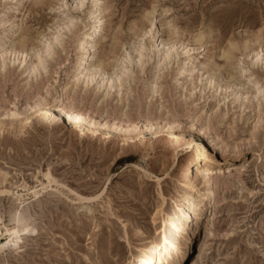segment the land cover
I'll return each instance as SVG.
<instances>
[{"label":"rangeland","instance_id":"374dc122","mask_svg":"<svg viewBox=\"0 0 264 264\" xmlns=\"http://www.w3.org/2000/svg\"><path fill=\"white\" fill-rule=\"evenodd\" d=\"M35 2L0 0V16L5 23L16 25L17 31L23 24L27 33L29 25L36 27L33 23L38 18ZM162 2L165 22L175 20L180 36L187 35L192 41L190 46L199 47L190 29L199 31L202 25L210 28L202 43L203 51L195 54L193 60L201 62L207 56L216 83L223 81L220 87L227 90L215 93L214 89H207L201 93L199 85L191 95L189 84L183 90L178 89L180 77L173 70L163 74V94L151 102L147 99L145 85L138 80L126 96L123 107L116 99L111 103L107 100L101 106L98 103L94 114L93 102L89 100L85 112H90L86 120L90 124L101 118L108 124H122V128L133 123L138 128L150 124L156 131H164L167 121L177 117L173 122L180 125L178 129H187L191 124L204 129L201 137H186L188 144L178 142L177 146L168 148L166 137L158 140L148 133L136 142L103 135L81 136L80 132L67 128L69 121L36 114H31V119L37 121L36 128L42 131L34 128L32 135L22 141L18 139L17 131L23 126L20 118L27 117L36 104L53 105L59 95V77L62 76L66 83L70 79L79 62L78 41L70 57L73 67L67 73L63 68L60 70L50 85L47 99L40 103L22 79V69L9 70L5 78H0V173H3L0 190H3L5 179L10 181L8 190L12 191L15 201L23 204L24 211L39 222L37 235L28 238L27 259L40 264H116L118 258H128L130 250L132 253L139 251L141 255L152 242L163 255L179 236L175 224L183 204L188 203L192 195L181 171V165L190 155L196 160L210 156L217 205L212 235H202L203 248L192 246L183 264H243L245 256L252 255L251 246L257 241L264 242V235H261L264 231V183L257 178L261 144L264 143L259 122L264 120V110L253 102L233 99V93H241V88L239 82L231 80L232 65L238 57L229 47L230 44L236 46L235 51L245 55V62L247 56L255 59L261 52L264 0H231L227 7L218 0ZM145 3L150 4L152 0H105L108 8L106 29L104 39L98 44L99 53L96 50L94 54L95 60H99L98 56L111 60L113 54H120L117 48L123 50L126 42L132 43L125 39L128 27L136 25L142 11L147 10ZM181 42L189 45V40ZM230 50L232 57L227 61L223 54ZM197 76L195 73L192 79L196 85ZM228 86L233 90L229 91ZM93 89L92 94L96 96ZM225 96L227 99L217 106ZM66 98L65 107L70 110L73 104L68 91ZM12 112L16 113L15 118ZM249 125H257V136L254 137ZM212 137L223 145V151L213 143ZM213 146L217 148L215 154H212ZM253 157L255 163H251ZM49 164L52 165V179L57 181L51 185L55 190L41 191L33 198V188H43L49 183L42 175L37 178L36 172L41 169L47 172ZM190 173H186L189 179ZM101 178L108 184L103 190L102 203L90 202L88 210L84 211L85 200L80 197L94 193ZM60 184L62 187L58 186ZM9 260L15 257L0 253V264H9Z\"/></svg>","mask_w":264,"mask_h":264},{"label":"snow or ice","instance_id":"6c2138e0","mask_svg":"<svg viewBox=\"0 0 264 264\" xmlns=\"http://www.w3.org/2000/svg\"><path fill=\"white\" fill-rule=\"evenodd\" d=\"M218 3L227 7L231 0H218ZM105 6L103 0H91L90 3L88 0H36L35 8L38 18L33 21L36 27L33 28L29 25L27 33H25L23 24L19 26V31H17L16 25L11 22L5 23L3 17L0 16V78H5L9 70L16 72L17 69H22V79L26 80L28 88L32 89V94L36 96L37 102L46 100L51 90L50 85L58 77L60 70L63 68L64 72L67 73L73 67L70 63V57L76 41L80 39L82 26L87 23V20H91L93 22L92 35L95 36L100 31L97 27L99 11H102ZM144 8L147 10L142 11L137 24L128 27V34L125 39L132 41L130 45L126 42L123 50L117 48L116 51L120 54H113L111 60L98 56L99 65L92 67L88 73L84 72L83 67L73 73L74 80L72 83L76 87L73 88L70 84L67 89L73 104L69 119L74 117L77 122L85 121V124H78L77 127H86V118L83 115H78L77 112L88 110L89 100L93 102L94 107L95 102L102 97L111 103L119 96L121 107H123L126 95L132 92V87L138 80L143 82L146 88H150L152 97L162 95L164 72L171 73L175 70L181 75L186 74L180 70L181 53H183V63L187 68L190 66L188 57L193 52L199 54L203 51V48L200 47H189L192 41L187 35L183 38L180 36V28L177 27L175 20L169 19L167 23L165 22V6L162 0H152L150 4L145 3ZM89 10L91 15H88ZM209 30V27L203 25L199 31L190 29L195 37L196 45L204 42ZM100 34L103 35L104 33L100 32ZM95 38L99 41V36H95ZM182 39L189 40V45L183 44ZM104 47L107 48V45ZM229 47L238 57L231 70V80L239 82L241 88V95L235 99L253 102L254 105L258 104L264 110V28L261 29V52L256 55L255 59L247 56V62H245V55L235 51L236 46L230 44ZM97 52L99 53V49ZM21 57H23V61H21ZM95 63L92 61L93 65ZM146 66L148 71H145ZM197 68L200 66L197 65ZM203 70L201 69V71ZM208 71L209 78L202 77V79L208 88L215 90L223 81L220 84L216 83L215 72L211 65H209ZM59 78L61 87H63V77L60 76ZM192 78L194 79V77ZM90 85L95 87L96 96H93ZM228 90L232 91L233 89L229 87ZM61 101H64V97H61ZM41 107H43L42 103ZM41 107L33 109L37 116L40 115ZM125 111L130 110L126 109ZM12 117H16L15 112H12ZM3 118L7 119L6 113L3 114ZM132 118L135 119L134 115ZM175 119L177 117L167 121L169 127H180L179 124L173 122ZM20 123L23 126L17 131V137L21 141L32 135L34 128L36 131H42V128H36L37 121L32 120L31 116L21 117ZM259 125L260 133L264 134V120H261ZM104 126L108 127L107 124ZM249 126L252 128L254 137L257 136V125ZM132 130L130 128L128 131L131 132ZM115 131L116 129L113 128V132ZM149 131L154 133L156 129H147L142 125L136 131L135 138L140 139ZM80 135L84 136L85 132L81 131ZM209 135L211 136V133ZM212 139L213 143L219 145L220 150L223 151V145L214 137ZM260 160V171L257 172V178L261 183H264V143L261 144ZM107 163L108 161H105V164ZM251 163H255L254 157ZM139 171L143 172V169L140 168ZM41 175L49 183L43 185V188H33V198L38 197L41 191L55 190L51 188V185L57 183L52 179L51 164H49L47 172H44L43 169L36 172L37 178ZM145 175L147 174L145 173ZM0 176H3V173H0ZM149 179L155 178L149 176ZM9 183L10 181L5 179L3 190H0V206H2L0 207V214L3 215V218L0 219V253L15 257V260H9V264H40L39 261L33 262L27 259L28 238H34L37 235L38 219L24 211L23 204L15 201L12 191L8 190ZM58 186L62 187V184ZM107 187L108 184L101 178V183L94 193H85L84 196L80 197L81 200H85L83 210H88L90 202L102 203V198L105 195L103 190H106ZM158 211L159 209H157ZM153 222H155V216ZM261 235H264V231L261 232ZM129 247L131 249V245ZM167 247L165 245V248ZM171 251L172 249L168 248V252ZM151 252L157 253L155 245L152 246ZM251 252V256H245L243 264H264V242L257 241L253 244ZM139 255V251L132 253L130 250L128 258H118L116 264H165L163 260L158 262L155 255L152 256L151 260L141 259L137 261L135 257ZM166 264H172V261L167 260Z\"/></svg>","mask_w":264,"mask_h":264},{"label":"bare ground","instance_id":"6f19581e","mask_svg":"<svg viewBox=\"0 0 264 264\" xmlns=\"http://www.w3.org/2000/svg\"><path fill=\"white\" fill-rule=\"evenodd\" d=\"M88 2L90 3L91 0H88ZM103 2L105 3V0H103ZM107 11H108V8L106 6L103 8L102 11H99V24L97 25V27L100 29V31H98L95 34V36H99V41H97L95 36L92 35L93 22L91 20H87L86 25L82 26L81 28L82 32H81L80 39L78 40V44H77V49L79 51L78 53L79 62L77 63L75 69H73L68 82L67 83L64 82L63 87H61V84L58 86L59 90L58 89L57 90L59 92V95L58 97L55 98L54 104L48 105L46 103V104H43V107H41V104H36L30 108L31 113H29L28 116H30L31 114H35V112H33L34 108L41 107L40 115L47 116V117H54V118L64 120V121H69L68 123H66L68 126L67 128L73 132L84 131L85 134H91L93 136L103 135L106 138H115L121 141L136 142L137 140H139L135 138L136 131L139 130L140 128H138V126H136L134 123L128 124L127 122L128 125L126 126V128H122L121 123H120L121 125H117L116 124L117 122L116 123L112 122L111 124H108L105 121V119L101 120V118H99L100 120H96V121L91 122L90 124H86L85 128H79L77 127V125L78 124L83 125L85 124V121L81 120L77 122L74 117L72 119H69V115L72 113L73 108H71L70 110H67L66 109L67 107H65V102L66 100H68L66 98V91L69 85L71 84L73 88L76 87V85L72 83V81L74 80L73 73L81 67H83L85 73H88L92 67L97 66L100 63V59L99 60L94 59V54L96 53V50L98 49V44L101 42V40L104 39V34L101 35L100 32L104 33L106 29V21H107L106 14L108 13ZM88 15H91L90 10L88 12ZM185 45H188V44H185ZM202 46L204 45L199 44L200 48H202ZM189 47H192V46L189 45ZM231 50L223 54V56L225 57L227 61L230 60L232 57ZM195 54L197 53L193 52L188 57L190 66L187 68L185 67L183 63L184 59L181 60L180 70L181 72H184L186 74L181 75L180 72H176L175 74L176 76L180 77L178 81H181V83H179L180 87L178 89L183 90L186 88L187 84H189L191 86V89H190L191 95H194L199 85H201L202 87L200 89L201 93L205 92L207 89L213 90L212 88H208L207 85L203 83L204 81L202 79V77L205 79L209 78V75L207 74H208V68L210 65V60L207 56H205L201 62L195 63L193 60V57H195ZM20 59L21 61H23V57H21ZM92 61L96 62L95 65L92 64ZM197 65H199L200 68H197ZM146 68H145V71H146ZM201 69H204V70L201 71ZM152 70L154 71V69ZM195 73L198 74V76L196 77L198 85L194 84L192 80L193 79L192 77H194ZM90 87L94 88L93 91H95V94L97 95L95 87L92 85H90ZM226 90L227 88L223 90L219 86V87H216L214 91L215 93H218V92H222ZM145 91H148L146 96H147V99L150 100V102L154 100L155 98H157V97L151 96L150 88H146ZM239 95H241L240 91L238 92L236 91L235 94L233 93V96H234L233 99L236 100L235 98ZM61 97H64L63 102L61 101ZM109 97H110V94H109ZM226 99H227L226 96L223 97L222 100L218 101L217 106H219L220 102L222 103V101H225ZM116 100L121 102L119 96L116 97ZM124 101H127L126 97ZM104 102H107V100L104 98H101V100L95 102L94 107H93V103H92V106L89 105V107L90 106L92 107V111L95 114V112L97 111L96 108L98 107V103H99V106H101ZM244 106H245V103H244ZM89 112H85V111L79 112L78 111L77 114L83 115L85 118H87L88 117L87 114ZM147 120L148 119H146V121ZM104 124H107L108 127H105ZM189 126H190L189 128L183 130V129H178L179 127L171 128L168 126V123H167L166 128H165L166 130L155 131L154 133L149 131L147 133L153 137H156L158 140H162L163 137H166L167 138L166 146L168 148H171V147L177 146L178 142H184V145L188 144V140H186V137H191V138H194L196 136L201 137V132L204 133V129L195 128L194 127L195 124H191ZM143 127L147 129H153L150 126V124L144 125ZM113 128L116 129L115 132H113ZM130 128L133 129L131 132L128 131ZM212 150H213L212 154H215V151L217 150V148L215 149V146H213ZM193 162L194 164L191 167L190 165ZM209 163H210V156H203L201 160H196L194 159L193 155H190L184 160L183 164L181 165L182 176L185 178V185L187 186V189L191 191L192 195L189 199V202L184 203L182 206V209L180 210V217L177 223L175 224V228L179 230V236L173 243L171 242L172 244L168 247L172 249V251L169 253L168 248H167L166 251L163 253V255H160L158 253V247L152 242L150 243V245H148L144 249L142 254L138 257L137 261H140L141 259L151 260L152 256L155 255L156 260L158 262L163 260L165 261V264H166L167 260H171L172 264H183L184 261L187 259L189 249L192 248V246L197 245V248L201 249L202 241L200 238L202 235L205 236V235L210 234V231L212 227L214 226V222H215V206L217 205V198L215 197V193L213 191L215 187V183H214L213 177L210 174L211 164ZM190 171H191L190 175L192 176L191 179H189L186 174ZM199 180H201L200 181L201 187L198 186ZM153 245H155L157 248V253L155 254L151 252V248Z\"/></svg>","mask_w":264,"mask_h":264}]
</instances>
